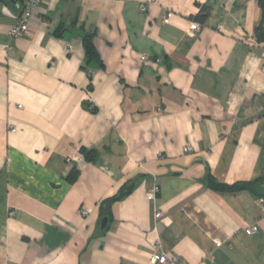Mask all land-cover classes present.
Listing matches in <instances>:
<instances>
[{
	"label": "crops",
	"instance_id": "1",
	"mask_svg": "<svg viewBox=\"0 0 264 264\" xmlns=\"http://www.w3.org/2000/svg\"><path fill=\"white\" fill-rule=\"evenodd\" d=\"M23 3L0 0V264H264V188L208 185L264 183L259 0H44L11 39Z\"/></svg>",
	"mask_w": 264,
	"mask_h": 264
},
{
	"label": "built area",
	"instance_id": "2",
	"mask_svg": "<svg viewBox=\"0 0 264 264\" xmlns=\"http://www.w3.org/2000/svg\"><path fill=\"white\" fill-rule=\"evenodd\" d=\"M44 0H24V3L22 5V8L20 10V14L18 15L16 24L11 28L9 32V37L11 39H21L25 38L30 33V22L31 19L35 13V11L38 9V7L41 5V3ZM160 0H149L150 3H157ZM142 10L145 9V5H142ZM167 21V20H165ZM201 28V25L196 22H192L190 24V30L192 32H198ZM264 58V55H263ZM142 61H147V56L141 57ZM21 108V106H20ZM9 130L12 133L17 132V129L13 126H9ZM187 151H191V148L187 147ZM158 193V189L155 188L147 193V198L150 201H154L156 198V195ZM83 215H86L87 212L83 211ZM161 216V213H156V218H159ZM256 233V228L252 227L249 230H247V234L254 235ZM217 246H221L220 244H217ZM149 264H187L183 260H181L179 257L174 255H168L166 253H156L153 255V257L150 259Z\"/></svg>",
	"mask_w": 264,
	"mask_h": 264
},
{
	"label": "trees",
	"instance_id": "3",
	"mask_svg": "<svg viewBox=\"0 0 264 264\" xmlns=\"http://www.w3.org/2000/svg\"><path fill=\"white\" fill-rule=\"evenodd\" d=\"M261 8L264 10V0H259ZM209 15V10L203 9L201 15L197 17V20L200 23H204ZM258 40L260 42H264V23L260 27L259 32H258ZM91 39H86L85 41V50L87 57L90 59L96 55L95 48L91 43ZM82 152L87 156L88 159L90 160H95L97 155L94 151H88L86 149H83ZM77 172H73L69 178V181L74 182L77 178ZM263 181H257V182H249V183H236L234 185H226V184H220L217 181H215L212 177H209L208 179V185L210 188L219 191V192H224V193H233L237 194L239 192L243 191H249L253 193L254 195H258V188L263 189ZM130 193V188H127L119 193L115 199L109 200L108 203H111L113 201L122 199L126 197ZM107 203V204H108Z\"/></svg>",
	"mask_w": 264,
	"mask_h": 264
},
{
	"label": "water",
	"instance_id": "4",
	"mask_svg": "<svg viewBox=\"0 0 264 264\" xmlns=\"http://www.w3.org/2000/svg\"><path fill=\"white\" fill-rule=\"evenodd\" d=\"M263 186H264V184H263ZM107 222H108V219L104 218L102 221V229H105V227L107 226Z\"/></svg>",
	"mask_w": 264,
	"mask_h": 264
}]
</instances>
